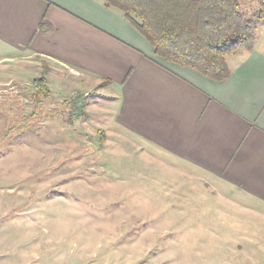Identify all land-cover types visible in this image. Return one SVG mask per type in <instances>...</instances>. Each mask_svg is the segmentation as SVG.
Segmentation results:
<instances>
[{
	"label": "rangeland",
	"instance_id": "1",
	"mask_svg": "<svg viewBox=\"0 0 264 264\" xmlns=\"http://www.w3.org/2000/svg\"><path fill=\"white\" fill-rule=\"evenodd\" d=\"M72 75L0 44V264H264V209L136 141L110 84Z\"/></svg>",
	"mask_w": 264,
	"mask_h": 264
},
{
	"label": "crops",
	"instance_id": "2",
	"mask_svg": "<svg viewBox=\"0 0 264 264\" xmlns=\"http://www.w3.org/2000/svg\"><path fill=\"white\" fill-rule=\"evenodd\" d=\"M0 44L83 83L109 81L120 129L210 178L220 196L264 209V44L226 57L229 77L216 83L156 58L102 0H0Z\"/></svg>",
	"mask_w": 264,
	"mask_h": 264
},
{
	"label": "trees",
	"instance_id": "3",
	"mask_svg": "<svg viewBox=\"0 0 264 264\" xmlns=\"http://www.w3.org/2000/svg\"><path fill=\"white\" fill-rule=\"evenodd\" d=\"M258 1V11L250 16L240 10L238 0H103V3L107 9L122 14L150 45L156 58L221 83L230 74L225 58L253 49L256 23H264V2ZM42 85L35 88L38 97L47 92Z\"/></svg>",
	"mask_w": 264,
	"mask_h": 264
}]
</instances>
